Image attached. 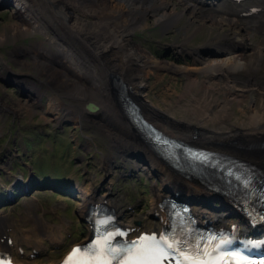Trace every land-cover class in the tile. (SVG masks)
<instances>
[{
    "label": "rangeland",
    "instance_id": "obj_1",
    "mask_svg": "<svg viewBox=\"0 0 264 264\" xmlns=\"http://www.w3.org/2000/svg\"><path fill=\"white\" fill-rule=\"evenodd\" d=\"M148 1L149 0H144V2ZM164 1L165 2L158 1L157 5L160 4V7H154L148 11L141 10V12L139 11L137 15H133L132 18L130 17L125 22H141L140 27L138 26V28L133 29L131 32V41L133 40V42L137 45V48L140 49L139 54L141 51L145 52V57L150 58V60H154L158 63V65H160L159 67H152L149 65V62H144L142 60L135 61V59L130 60V69L134 71H143V79L147 82L143 93L140 92V94L144 96L146 100L149 99L152 103H154L160 111L163 110L166 117L171 119L172 124L169 126L171 128L169 131L172 135H175V133L178 132V129L182 126L181 123H184L187 120L196 122L198 118H202L206 113L208 114L205 116V123L207 126H201L199 124L196 125L203 133L206 132V129L208 132H211L212 129L216 132L214 129L215 127L223 128V131L220 132L245 128L248 124L247 116L253 109H260V105L262 103L264 104V98L260 97L258 93L252 94L250 92H245L243 97H241L242 102L236 101L235 99L234 101H227V103H223L225 96H223L221 88H217L215 84L213 85V87H216L215 89L208 86L209 79L211 80L212 78H210V76L209 78L207 76H202L200 75V72L191 68L199 65L197 63L201 59L208 56L210 57L214 51L216 52L214 55H222L231 48H237L240 44L238 41L235 42L234 40L220 44L218 43V41H220L219 38H224L225 36V38H228V35L236 36L240 34V38L245 36L246 39L244 41L251 42L252 44L258 41L263 43L264 36L262 33L256 32L252 29V23L249 21L245 23L247 18L240 16V12L239 14L237 13L239 15L238 20H240V23H217L216 20L210 21L209 19L204 18V16L214 15L212 14L211 9L214 8L216 4H214L211 8H207L200 3L199 5H197L198 3H194L197 0ZM251 1L253 0H220L218 3L221 4L223 2L224 4L230 3L232 5L238 4L240 5V8H245L248 7V3ZM188 2L196 9H204L205 12L201 11V13H207L200 18L194 15H189L186 12L190 9L185 6ZM254 2L256 5H261L264 0H254ZM149 3L152 4L153 1L151 0ZM165 9L166 11H164ZM163 12L165 13L164 16L157 15L158 13ZM182 13H184V15L180 16ZM261 14L264 15V11H262ZM170 16L171 18H169ZM89 17L91 20H95L93 15H89ZM121 19L125 20V18ZM19 20L15 21L12 18V13L10 11H0V33H9L10 26H18L20 24L26 26L28 30H30L33 23H23L21 21L19 22ZM45 32H49L47 30V26L36 31L21 33L13 39L8 38L4 43H0V56L6 57L5 51L14 47L16 44H23V42L24 44L32 42L35 45L40 43L44 47H47V36ZM48 34L53 36L50 32ZM184 40H187V44L182 43ZM166 43H169L170 47L165 45ZM178 44H182L181 47H178ZM242 44V50L243 46L245 49H249L251 47L247 44L245 45L243 40ZM200 49H202L203 52H198ZM162 53L164 55H162ZM92 55L96 58L98 54ZM8 58L6 61L9 60ZM21 60L27 62L28 65L22 66L20 63H16L17 66L13 65V63H10V65L16 69H23L25 72H35L33 69L35 61L34 56L33 60H30L28 56H24L19 61ZM162 65H166L167 67ZM107 67L108 66L105 68L108 71L109 68L107 69ZM107 71L106 73H108ZM247 74L240 72L237 75L238 79L240 77L245 78L246 75L251 80L252 78L257 79V77L262 79L264 78V68H257L254 71L247 72ZM196 79L198 81L194 84L193 80ZM205 88L207 89L203 90ZM197 98L208 99L209 101L207 102L210 104L213 102L214 105L211 104V107L204 115L201 112H194L196 113L194 114L192 112V105H196ZM46 100L47 98L45 99V102L41 103V105L37 106L36 104L35 107H28L26 102L29 100H26V97L25 99L16 97L12 89L0 86V101L16 110L15 115L10 111H3V109L0 108V157L5 164L7 162V167H5V165L3 167L0 166V169L2 168L7 171L6 174L0 175V187L5 186L8 181L5 177L11 176L15 172L16 167L18 172L24 171V167L21 163H28L29 161L31 164L36 166L39 173H36V175L39 177H43L51 173L56 175L58 178H63L60 168L65 169V173L69 170V173H67L79 186V192L76 187H72L69 184L60 185L56 182L46 181L48 187L50 188L49 190L37 189L34 190L30 196L21 197L13 205L1 206L0 215L5 217L6 222L12 224V229L15 231H21L24 236V252L20 249H12V252H9L12 259L22 264H44L46 262L55 263L60 259V256L64 254L63 252H65L69 246L86 240L85 234L88 229L87 224L84 221L80 222L79 220L83 217L81 214L85 209L84 208L82 210V207H85L82 206V193L87 190L88 192L92 191L91 186L96 184V196L98 198L103 194H108L110 189L112 193H115L118 196L120 202H122L120 210L122 214H125L123 217L124 221H131L135 219L138 221L143 216L146 218L142 222L143 225H146V227L149 228L155 227L156 221H152L149 217L148 211L150 210L149 207L152 203V194L154 195L152 192V185H155L157 189L154 190L157 191L163 186L159 180L160 178L156 177L158 176L157 172L161 173L163 170L161 167L160 169L156 168L159 170L156 172L146 166V162L148 161L152 166L154 162L153 157L155 156H150V152L149 154L145 153L146 162H144L145 165H143L132 162L130 159H127L126 156L116 154V150L114 149L113 151L109 150L108 145L110 147L118 146L117 143L120 142L119 144H121L122 142H117L115 140H110L114 142L107 141L108 139L105 138V134H108L107 132L110 129L109 127H106V130H104L105 125L100 123V127L93 125L81 126L80 131L78 128L76 130V128L73 129L71 125H67L63 126V133L54 132L58 124L57 122H59L60 114L54 113L50 115L47 112L48 109L45 105L47 102ZM72 101L74 103L71 104V106L77 105L74 99ZM13 102H15V104H13ZM82 104L83 103H81L80 106H82ZM203 104L204 103H201L200 109H207V107L202 108ZM221 104H223L221 108L226 107L224 108V113L219 110V106ZM40 106L42 108H40ZM79 109L80 108L78 107L77 111ZM102 114H104V112ZM145 119L152 123L155 127H160V125L156 124L155 121L154 124V122L146 116ZM223 119L224 123L222 121ZM172 130L174 133H172ZM193 131H195L194 128ZM41 132L44 133L41 134ZM82 135L86 138H83ZM175 136L180 137L181 135ZM72 138L73 142L71 141ZM84 139H87V145H84ZM181 139L187 140L186 137H182ZM68 142H70L71 145H69ZM25 144L29 145V149L27 148L28 150L22 153V149ZM122 144L125 143L123 142ZM260 144H254L255 149L260 148ZM5 146L10 148V154H8L7 147ZM234 148H237L238 150L245 149L244 145L240 142L235 144V146L233 145L230 147L231 150ZM251 148L252 146L248 149L250 150ZM224 152L227 151L224 150ZM233 152L235 151L233 150ZM36 155L40 157H37ZM105 155H111L113 161L103 165L105 161L102 159L100 162V158L102 156L105 157ZM74 158H77L78 162H75L73 160ZM127 160L129 162H127ZM1 164L2 162L0 161V165ZM104 167H107L109 173L104 171ZM153 167H155V164ZM127 171L129 175L122 177L124 173H127ZM103 177H106L104 181H102ZM107 183H110V188L108 191H105ZM167 194H169V192H167ZM105 203L111 206L107 202ZM205 204L207 203L205 202ZM221 204L222 203L219 201L208 205H210L209 207L213 206L219 208L218 206H220L221 208ZM209 207H207V210L213 213L214 211ZM158 212L162 213L159 209ZM223 213L225 215L227 214L225 211L219 212V214ZM34 216L38 217L39 220L35 219ZM37 221L39 223H43L46 227H43V229L40 226L37 227ZM128 223L130 225L132 224V222ZM2 225H5L4 220Z\"/></svg>",
    "mask_w": 264,
    "mask_h": 264
},
{
    "label": "bare ground",
    "instance_id": "obj_2",
    "mask_svg": "<svg viewBox=\"0 0 264 264\" xmlns=\"http://www.w3.org/2000/svg\"><path fill=\"white\" fill-rule=\"evenodd\" d=\"M150 1L151 0H149L148 2H144V0H115V1L113 0H28V1L15 0L16 11L21 15V19L19 20V22L21 21L23 23H31V22L33 23L32 18L34 16V13L38 14L40 12H49V11L58 13L60 18L59 20L60 24H54L53 27L54 30H56V32L60 34L59 36L61 37V40L55 39L53 36H50L48 34L49 32H45L47 36V47L46 46L44 47L40 43L39 44L36 43L38 45L37 46L32 42H27L32 44V47L30 48L32 50L31 53L19 54V56L15 55L12 57L9 56L10 58L0 57V61H6V59L8 58L9 60L6 62L9 65L11 62L15 66H17L16 63H20L22 66H25L28 65V63L19 60L24 56H28L30 60H33V56H34L35 61H34L33 69L35 71L34 72L35 74L32 73V71L25 72L23 69H17V70H22L25 73L31 74L33 78H35L40 82L39 88H35L36 90H34L35 96H33L31 100L27 101L26 105H28V107H33V106L35 107L36 104L41 103L42 99L47 96L48 98L46 97L47 102L45 105L47 106L48 112H50L51 114L54 113L60 114L61 112V110L57 107L58 104L50 103L51 102L50 98H53L59 104L61 103L63 106L65 105L63 109L67 111V113L70 114V116L74 119L75 117L77 118L79 117L80 109L77 111V108L78 107L81 108L80 104L85 103L86 100L91 99L97 105L96 107L98 111L101 109V111L104 112V114H101L100 117L96 119L100 124L105 125L104 130H106L105 129L106 127L107 128L109 127L110 129L107 132L109 135L105 134V138H107L108 140H115L117 142L119 141H121L122 143L124 142L126 143L127 146L122 143L119 144L120 142L117 144L122 145L123 148L130 147L129 150H133L134 147L132 146H137V145L131 141L127 131L120 129L122 128V126L120 119L117 117L118 110L115 107V103L111 97L107 96L109 95L107 92H106L107 95L104 94L105 80H103V76H106L107 70L105 67L108 66L107 69L109 68V70L107 72H109L110 70H113L114 72H118V74L126 78V82L130 85L134 94L141 96L145 100L144 96L140 94V92L143 93V89L147 84V82L143 79L144 72L141 70L138 71L131 70L130 69L131 65H129V63L131 62L130 60L135 59V61L142 60L144 62H149V65L152 67L155 66L159 67L160 65H158V63L155 62L154 60H150V58L145 57L144 56L145 52L141 51V53L139 54L140 49L137 48V45L133 42V40L131 41V36H132L131 32L133 31V29L138 28V26L140 27L141 22L140 23L136 21H134V23H125V22L130 17L132 18L133 15H137L139 11L141 12V10L148 11L149 9H152L154 7L156 8L157 6L160 5V4L157 5L158 1L165 2L164 0H152L153 3L151 4L149 3ZM27 2H30L31 5L28 6ZM189 2L186 3L185 5L190 9L186 12L189 15L191 16L194 15L200 18L207 13V12L205 14L201 13V11L205 12L204 9L203 10L196 9ZM218 2L216 3L215 6L213 5L214 8L211 9L212 14L214 15L204 16V18L209 19L210 21L216 20L217 23L237 24L240 23V20H238L239 17L238 14L240 12V16L247 18V20H245V23L249 21L250 23L253 24L254 30H259V31L262 30V32L264 33V15L261 14L262 11H264V2L263 4L258 5L260 8H262L260 10L259 9L252 10L251 8H246V7L240 8V5L238 4L237 5H232L230 3L224 4L223 2L219 4ZM29 10H32L31 11L32 14L27 13ZM164 11H166V9ZM89 15H93V17H95V20H91ZM157 15L164 16L165 13L164 12L158 13ZM183 15L184 13L180 14V16ZM171 16L169 18H171ZM45 18L49 19L48 17ZM121 18H125V20H122ZM51 19L53 21L55 20L58 21L57 19L52 17ZM52 20L49 19L50 23H33V25L30 27V30H28V28L26 26H23L22 24L18 26L15 25L10 26L9 33L8 32L0 33V43H4L8 38L13 39L21 33H26L28 31H36L43 27H46L43 24L52 25L53 23ZM225 37L219 38L220 41H218V43L224 44L230 42L231 40H234L235 42L238 41L240 43L239 46L237 48H233V49L231 48L230 50H227V52H224L222 55L220 54L214 55V53H216L214 51V53H212L210 57L208 56L201 59L197 63L199 65L194 66L191 69L200 72V75L202 76L205 77L207 76L208 78L210 76V78H212L211 80L209 79L208 86L211 87L212 89H215L216 87L219 89L221 88V91L223 92V96H225L223 103H227V101H234L235 99L236 101L242 102L241 97H243L245 92L248 93L250 92L252 94L258 93L260 97L264 98V78L259 79L257 77V79L252 78L251 80L247 76L248 75L247 72L254 71L257 68L259 69L264 68V44H263L264 42L261 43L258 41L251 44V42L244 41L246 39L245 36L240 38L241 37L240 34L236 36L228 35L227 36L228 38ZM242 40L245 45L247 44L248 46L251 47L249 49H245L243 46V50H242L241 48ZM53 41L55 42L53 43ZM69 43L73 48L70 47ZM182 43L187 44V40H184ZM181 45L182 44H178V47H181ZM20 46H24V45H20ZM66 47L70 49L69 51L71 54L69 59L63 63L64 66L57 67L48 62L47 54L49 51L62 52L66 49ZM75 48L77 50L81 49L78 51L79 55L75 54ZM81 51L83 52V54ZM84 52L85 53L88 52L91 55L92 54L95 55L98 54V55L95 58L93 55L90 56L89 54L86 53L87 55L85 56ZM11 59L13 61H11ZM162 66H166V65H162ZM240 72H244L247 74L245 78L240 77L238 79L237 75ZM197 81H198L197 79L193 80V83L195 84L197 83ZM214 84L216 87H213ZM206 89L207 88L203 90ZM51 90L53 91L56 90V92L55 91L54 92L57 95L51 93ZM47 91L49 92L48 94ZM135 97L137 96L135 95ZM73 99L77 105L74 106L68 105L69 103H71L70 101H72ZM145 101L146 104L143 105V107L146 106L148 109L145 110L143 108L142 110L144 118L146 116L152 122L155 121L156 124L160 125L161 128L159 126L158 127L161 129L160 130L161 137L163 139H166L167 138L166 135H167L168 137L172 138L176 142V148H180L188 152L201 153L203 156H205L215 164H217L216 153L219 151L224 152L225 150L227 152H224L225 153L224 155L230 153H231L230 155H234V156L243 155L246 156L248 159L252 160L257 165H259L261 168L262 166L264 168V147H262L261 149L259 148V150L253 148H251L250 150L248 149L251 146L254 147V144H257L259 142L261 143L262 140L264 139V104L263 103L260 105V109H253L252 112L247 116L248 124L245 128H241L240 130H238L239 128L234 130L235 129L234 128L233 129L234 131L230 130L227 132H220L223 131V128L215 127L214 129L216 130V132L213 129L211 132H208V130L206 129V132L203 133L202 130L199 129L198 126L196 125L199 124L201 126H207L205 123L206 122L205 116H207L208 114L206 112L211 107V104L212 105L214 104L213 102L211 104L207 102L209 101L208 99L197 98L196 105L195 106L192 105L193 108L192 112L193 113L201 112L203 115L205 113L206 114L202 118L201 117L198 118L196 122H191L187 120L186 122L181 123L182 125L181 128H179L178 132L175 133V135L178 136L181 135V136L177 137L175 135H172L169 131L171 130V128L169 127L172 124L171 119L165 116H164L165 118H161L162 117L161 113L164 114V111L163 110L160 111V109L157 108V106L154 105V103H152L149 99ZM201 103H204L202 108L207 107V109H200ZM13 104H15V102H13ZM222 105L223 104L219 106V110L220 112L224 113L225 112L224 108L226 107L221 108ZM0 108L3 109V111H10L16 115V110H14V108H12L11 106L9 107L5 105L4 102L2 101H0ZM71 112L73 115H71ZM222 121L224 123V119ZM122 123L123 126L127 125L124 121H122ZM163 124L166 129L164 128ZM193 128L196 132L193 131ZM125 129L127 128L125 127ZM42 133L44 132H41V134ZM172 133H174L173 130ZM182 137H186L187 140L181 139ZM110 142H114V141H110ZM239 142L242 145H244L245 149L238 150L237 148H234L233 150L235 152H233V150H231L230 147L233 145L235 146V144H238ZM115 147L117 146H112V147L109 146L108 149L113 151ZM7 151L8 154H10L11 150L9 147H7ZM120 151L121 150L118 149L117 152ZM123 154H124L123 152H120L119 155H123ZM146 154H149V152L146 151ZM150 156H152V153H150ZM154 156L155 157H153L154 162L152 166L149 163V161L148 162L145 161L147 163L146 166L150 167L156 172L159 171L157 169H160V167L162 168L163 172L161 173L157 172V175L160 178L159 180L161 181L162 185L165 188L168 187V192L170 194L168 195V198L170 199L172 204H176L178 200L183 201L185 199L186 200L192 199L193 197H197L198 199H202V200L206 199L205 201H202L203 204L201 206L198 207L194 206L190 210L194 215V219L191 220L187 226H185L184 229L187 233L193 235L194 234L193 232L195 233L198 232L199 235H201V237H207L209 233L208 231H206V228L209 229L212 227H216L220 229L219 231H221V230H227L233 226V230H236V232L238 233H243V231L247 230L246 228L247 224L243 220H241V217L237 215L235 211H232L228 208V206L226 205V200H222L221 196L217 195L214 191L208 188L207 183L202 182L199 184L194 182L190 178L181 176L176 171H174L173 165L176 166L177 163L174 164L168 161L167 159H161L156 155ZM102 159L105 161L103 165H106L107 163L109 162L111 163L113 161L111 155H105V157L102 156L100 158V162ZM0 161L2 162V164L0 165L1 167H3L4 165L5 167H7V162L5 164V162L2 160L1 157H0ZM154 164L155 167H153ZM104 171L109 173L107 167H104ZM6 173L7 171L5 169L2 168L0 169V175ZM125 175H129L128 171L127 173H124L122 177H124ZM260 179L264 181V175ZM251 183L253 182L252 181L245 182L241 186H246ZM0 184H1V180H0ZM96 185L91 186L92 189L91 188L90 189L92 191L88 192L87 190L84 193H82V200H83L82 206L86 207L92 201L105 200L108 204L113 206V210L118 218V222L120 221V223H124L125 221L122 220L121 213L119 212V210L121 209L120 207L122 205V202H120V199L115 193H111V189L110 192L108 191V189L110 188V183H107V185L105 186L106 187L105 191H108L107 196L103 194L99 198L96 196V194L94 195V192L97 191ZM152 188H153L152 192L154 193L153 195L154 203H152L150 210L151 213L155 215L156 226L149 228L146 227V225H143V223H141L139 225V230L141 233H146V234L160 231V227H162L165 224L164 215L160 214L157 211L158 207L156 205V202L158 201L157 197L161 195V190L160 191L154 190L157 189L154 184L152 185ZM250 194H251L250 190H248L246 193H244L243 190H239L234 195L238 196L241 200L247 201L250 199L249 197ZM219 201L222 203L221 208L213 207L211 205L213 207L212 208L209 207L210 205H208V204H214L215 202H219ZM205 202L207 204H205ZM85 207H82V210ZM207 207L212 209L214 212L213 213L209 212L207 210ZM221 211L222 212L225 211V213L227 212V214L226 215L224 213L219 214V212ZM34 218L39 220L38 217L36 216H34ZM3 220L5 221L4 226L2 225ZM124 225L128 226L126 228L131 227L133 228V230H135V227L132 226V224L128 225V223L125 222ZM36 226L37 227L40 226L42 229L43 227H46L43 223H39L38 221L36 222ZM11 227L12 224L6 222L5 217L4 216L2 217L0 215V251L12 252L11 251L12 249L13 250L20 249L22 252H24L23 248L25 246L23 242L24 236L22 235V232L19 230L15 231ZM170 230L171 229L169 228L168 231ZM260 231H263L260 235H264V228H260ZM187 233L183 232L184 236H188ZM135 234L136 231L133 232L132 236H134ZM216 234L217 233H215L214 235ZM260 235L258 238L261 237ZM165 236H166V232L165 235L163 234L165 241L161 242L160 244L161 246L168 247L169 252L175 249L176 254H178L179 256H184L188 258V260L193 262L197 259L196 258L197 252L199 251L201 253V250L197 249V246L195 244L197 241L196 238L186 240L184 237H182L181 239H176L172 241ZM247 237H248L247 235L243 236V238H247ZM107 245L112 248L116 247L114 241L111 239L107 241ZM256 245L258 246V250L262 254L259 255L253 253L251 254L249 259H246V262L254 260L264 255V246H263L264 236L261 237L256 242ZM250 251H248V249H244L243 251H241L240 258L244 259L248 255H250L251 253ZM8 258L12 260V257L9 253H8ZM177 258L178 257L175 256L173 260L177 261ZM5 259H6V255L0 252V263H3ZM160 264H165V262L161 261Z\"/></svg>",
    "mask_w": 264,
    "mask_h": 264
},
{
    "label": "water",
    "instance_id": "obj_3",
    "mask_svg": "<svg viewBox=\"0 0 264 264\" xmlns=\"http://www.w3.org/2000/svg\"><path fill=\"white\" fill-rule=\"evenodd\" d=\"M28 1V0H27ZM196 1V0H194ZM220 0H197L195 3L199 5H203L204 7L211 8L213 7L214 4H216ZM48 3V2H47ZM28 6L31 5L30 2H27ZM259 9H262L259 7ZM6 10L10 11L12 13V18L15 21H18L21 18V15L16 11L15 8V0H0V11ZM32 10H29L27 13L32 14ZM52 13V14H51ZM57 14V15H56ZM33 16V15H32ZM48 17L50 20L51 17L57 19L58 21H53L52 25H47L43 24L44 26H47V30L50 32V34L53 35L55 39L61 40V37L59 36L58 32L54 30L53 25L54 24H60V18L58 13L54 12H40L38 14L34 13V16L32 18L33 23H50L49 19L45 18ZM57 16V18H56ZM35 21V22H34ZM32 23V22H31ZM264 36V33H262ZM55 41H53L54 43ZM17 45V44H16ZM24 45V46H20ZM70 47L71 44L69 43ZM168 47H170V44H167ZM23 47V48H22ZM32 44L31 43H25L23 44H18V46H14L10 48L9 50L5 51V56L6 57H12V56H19V54H24V53H31V48ZM176 47V46H175ZM26 48V49H25ZM73 48V47H72ZM70 49L66 47V49L62 52L56 51L52 52L49 51L47 54V59L48 62L59 67V66H64L63 63L67 61L70 57ZM81 50V49H79ZM75 48V54L79 55L78 51ZM167 52V51H166ZM198 52H203L202 49ZM89 54L88 52H86ZM84 52V55L86 54ZM92 56L91 54H89ZM162 55H164L162 53ZM1 57V56H0ZM5 57V58H6ZM9 57V58H10ZM3 58V57H1ZM11 61H13L11 59ZM11 63V62H10ZM103 80H105V86H104V94L106 92L109 94L107 95L108 97H111L115 103V107L117 108V117L120 119L122 130L127 131L129 138L131 141L136 144L137 146H132L134 147V150H129V148H123L122 145H118L115 147L114 150H116V154H120V152H123L124 154L122 156H126L127 159H130L132 162L135 163H140L144 164L145 162V153L151 151V143L149 142L147 135L145 133V129L141 128L138 124H136L132 118H135L133 116V112H135L137 115L144 117L143 115V108L147 110L148 108L146 106L143 107V105L146 104V99L144 100L141 96L134 94L133 90L131 89L130 85L126 82V78H124L122 75L115 73L113 70H110L108 73H106V76H103ZM40 85V82L33 78V76L29 73H25L22 70H17L16 68H12L6 61H0V86L4 88H10L16 95V97L24 98L26 97V100H31L33 96H35L34 90L35 88H38ZM144 90V89H143ZM56 92V90H54ZM53 90H51V93H54L57 95ZM49 92L47 91V94ZM135 95L137 97H135ZM47 97V96H46ZM46 97H44L41 101L45 102ZM48 98V97H47ZM39 99V98H38ZM50 103L52 104H58V108L61 110L60 116H59V122H57L56 129L54 132L56 133H63L64 132V127L67 125H71L73 129L77 128L79 131L81 130V126L84 125H93V126H99V122L96 118H99L100 115L102 114L101 109L98 111L97 105L91 100H86L85 103L82 104L79 112V117H75L74 119L70 116V114L67 113L63 108L64 106L58 102H56L53 98H50ZM68 105L73 104V101H70ZM41 103H38V105H41ZM40 108H42L40 106ZM125 110L127 113V116H125ZM47 111V110H46ZM98 111V113H97ZM43 112V111H42ZM48 112V111H47ZM160 112V111H158ZM50 115H52L50 112H48ZM68 114V115H67ZM71 115L72 112H71ZM162 117L165 118L166 115L165 113H161ZM165 116V117H164ZM14 121V120H12ZM122 121H124L127 125L123 126ZM85 122V123H84ZM125 127L127 129H125ZM55 137L54 135H52ZM83 138H86L85 136L82 135ZM85 143L84 145H87V139H84ZM73 142V138L71 139ZM110 141V140H108ZM69 145L70 142H68ZM126 145V143L124 144ZM127 146V145H126ZM28 144H25L22 153L28 150L29 148ZM109 147V145H108ZM28 148V149H27ZM121 150L120 152H117ZM152 153V152H150ZM37 157H40L36 155ZM75 162L77 161V158L73 159ZM127 162H129L127 160ZM24 167V171L18 172L17 167L15 168V172L11 176H6L5 179H8L7 183L5 184L4 187H0V207L1 206H6V205H12L15 202H17L21 197H26L28 196L34 189H43L47 188L50 189L47 185L46 181L50 182H59L60 185L62 184H69L72 187L79 188L77 183L73 181V179L70 177L69 170L65 173V169L60 168L63 178H58L56 175L53 174H48L43 177H39L36 175L39 174L37 171L36 166L31 164V162L28 161V163H21ZM68 174V175H67ZM60 179V180H57ZM94 190V189H93ZM2 214V212H1ZM4 215V214H3Z\"/></svg>",
    "mask_w": 264,
    "mask_h": 264
},
{
    "label": "flooded vegetation",
    "instance_id": "obj_4",
    "mask_svg": "<svg viewBox=\"0 0 264 264\" xmlns=\"http://www.w3.org/2000/svg\"><path fill=\"white\" fill-rule=\"evenodd\" d=\"M125 114H127V113H126V110H125ZM127 118H128V117H127ZM84 123H85V122H84Z\"/></svg>",
    "mask_w": 264,
    "mask_h": 264
},
{
    "label": "clouds",
    "instance_id": "obj_5",
    "mask_svg": "<svg viewBox=\"0 0 264 264\" xmlns=\"http://www.w3.org/2000/svg\"><path fill=\"white\" fill-rule=\"evenodd\" d=\"M168 43H166L165 45H167Z\"/></svg>",
    "mask_w": 264,
    "mask_h": 264
}]
</instances>
